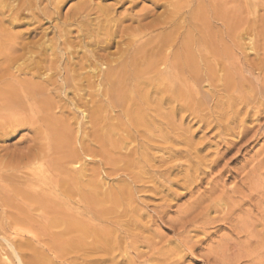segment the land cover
I'll use <instances>...</instances> for the list:
<instances>
[{
    "label": "bare ground",
    "instance_id": "1",
    "mask_svg": "<svg viewBox=\"0 0 264 264\" xmlns=\"http://www.w3.org/2000/svg\"><path fill=\"white\" fill-rule=\"evenodd\" d=\"M68 1L0 0V140H8L23 128L31 133L28 139L30 145L24 152L13 151L15 154H11L5 150L11 155H0V223L14 217L37 222L58 217L71 222L91 220L92 215L102 214L104 203L117 205L121 196L130 194L129 185L150 176V168L154 166L152 162L159 160L154 150L162 152L159 166L166 165V158L177 155L189 157V168L201 164L202 156L198 153L197 144L187 140L186 131L175 124L177 110L192 111L195 116L199 111L200 119L196 118L202 122L210 123L209 117H214V120L224 121L227 126L233 124L239 128L237 137L251 130L250 127L247 129L245 120L254 114L256 116L252 113L253 109L252 114L248 112L251 108L242 112L246 103L255 104L250 101L253 95L242 91L243 79L240 77L238 82H232L233 53H230V47L225 46L221 35L224 42L218 40L217 33L213 36L215 30L211 27L220 29L214 21L221 22L227 38L231 43L235 42V47L231 45L233 48L241 54L245 53V44L240 42L247 39L251 42V51H254L255 46L259 47L258 24L264 22V0H243L244 5L242 0H143L149 1L152 9L142 7L139 11L134 9L142 0H77L62 15V5ZM158 8H162L159 14L155 12ZM259 10L262 11L260 15ZM195 20L199 23L197 25L213 32L208 30L205 35L201 33L205 37L200 36ZM42 21L48 24L55 22L51 27L53 37L49 40L41 41L40 38L34 43H23L20 36L7 29L28 22L36 24L35 29L29 30L33 33ZM166 28L173 31L166 35ZM160 30L164 32L154 36ZM73 32L75 36H72ZM218 61L225 72L220 79L224 82L225 95L212 96L204 91L198 75L200 68L208 70L216 67ZM214 100L215 112L205 114ZM57 109L64 112L59 111V115ZM65 111L67 118L72 115L71 119L76 116L78 120L80 117L79 123L75 119L76 127L74 123L65 121L66 118L62 120ZM202 112L204 115L200 114ZM110 113L116 116L112 117ZM242 115L245 118L239 119ZM113 120L117 123H112ZM166 125L174 130L175 140H166ZM121 130L133 136L129 142L136 144L133 158L124 161L125 167L120 166L122 169L116 165L118 160L126 157V154H120V150L126 148L128 141L115 137ZM166 141L183 145L185 154L166 148ZM110 152L121 157L111 160L112 170H123L128 182L126 184L125 179H119L121 187L102 193L100 167L105 165L106 155ZM89 166H97L100 171L97 173V167L92 169ZM262 166L263 161L259 159L246 171L240 169L245 173L238 178L241 186L235 187L238 189L230 194L219 192L218 198L210 196L207 200L202 199V195L182 211L188 219L194 214L189 221L184 219L187 223L182 225L183 229L192 226L194 232L201 231L206 235L205 227H198L197 224L204 221L209 224L212 218L208 219L210 211L218 212L219 221L230 226L236 241L229 243L221 238L214 249L211 248L209 253H212L216 264H264ZM90 168L95 170L94 180L87 178ZM163 171L159 173L164 175ZM180 171L178 173L182 174ZM241 171L235 172L236 175ZM190 175L186 170L183 178L187 179ZM84 187H87L85 192L82 191ZM94 206L98 209L95 212L92 210ZM11 209H17L18 213ZM139 217L134 212L131 222L136 230L144 232L145 227L138 223ZM116 227L128 229L125 224H117ZM93 232L97 238L95 244L81 242L79 251L83 253L87 247L101 245L98 249L104 255L87 260L88 264H132L131 261L120 262L114 257L117 245H113V232L104 231V228ZM2 233L1 239L19 264H46L47 260L39 258V254L34 260L24 258L26 256L22 252L23 249L28 250V242L23 237L22 228L4 229ZM146 242L151 245V241ZM176 246H170L166 251L158 249L154 260L158 264H175L176 261L171 260L181 252V248L184 249L182 245ZM5 254L9 255L8 252ZM3 258L2 264L12 263L8 257Z\"/></svg>",
    "mask_w": 264,
    "mask_h": 264
},
{
    "label": "rangeland",
    "instance_id": "2",
    "mask_svg": "<svg viewBox=\"0 0 264 264\" xmlns=\"http://www.w3.org/2000/svg\"><path fill=\"white\" fill-rule=\"evenodd\" d=\"M76 1L77 0H72V1L70 0L64 3L62 5L61 14L63 15L69 9V7H71ZM251 1L256 2V0H251ZM138 3L139 4L134 9V11H139L142 7H147L152 9V5L149 1L142 0L139 1ZM242 4H243V0H242ZM125 7L126 5L120 8L118 11L122 12ZM161 11L162 8L155 9V12L157 14H159ZM260 14H262L261 10H259V15ZM192 21H190L189 25L192 24ZM42 22L40 27L37 28V30L33 33H30L29 30L30 29L32 30V28H34L36 24H31L28 22H24V24L19 26L8 27L7 29H9L12 34L20 36L21 41H23V43H34L40 38L41 41L49 40L53 37L51 27L55 22H53L52 24L51 23L48 24V22L45 21ZM194 22L193 23L195 25L199 24L196 22V20ZM214 23L216 26L219 25L218 27L220 29H218L217 27H215L216 29L214 27H211L213 31L215 30L214 33H212L213 36L215 33H217L215 34V36L219 38V39L217 38L219 41L221 40L223 41V39H225V43H226V44L224 43L225 46L227 45L226 47H230L231 49L230 53H233L232 60L234 65L233 67L234 71L232 72L233 75H231L233 77L232 82L234 83L238 82L239 77L243 79L242 80L243 83L241 84V87L243 88L242 91L247 94H252L253 96L249 95L252 97L251 99H253V100L250 99V101L255 102L254 105H251L253 104V102L252 103L250 102L251 104L248 103L249 105H247L246 103L244 107L242 106V112H246L248 111V109L251 108L250 111L248 112L251 113V110L253 109L252 113H256V116H258L257 120L255 118L256 116H254L255 114L245 120L246 122L245 125L246 124L248 125V126L246 125L247 129H249V127L251 128V130L249 129L248 131H246V134L244 133L246 136L244 134L241 135L242 137H244L245 140L242 138L240 142L241 136L239 135V137H237L236 135V133L239 132V128L235 127V125L233 124H230V126L228 125L229 126L228 127L227 123H224V121H221L223 124L221 122H217L216 120H214L215 119L214 117H209V121L211 119L210 123L209 122L207 123L206 121L202 122L201 120H199L200 119L198 116L199 111L197 112L196 115L198 116L197 118H199L197 119L196 116L193 115L192 111L177 110L175 112L176 114L174 118L175 124L176 125L178 124V126H180L181 129L183 128V130L186 131L185 137L187 140H192V143L194 142L193 144H197L198 153L200 156H202L201 164L199 163V165L197 164L198 166L194 165L192 168H189L188 167L189 157L183 155H177L175 156V158L174 156H171L172 158L170 159L166 158L167 159L165 162L166 165L160 164L159 166V160H160L159 156L160 154H162V152L154 150L153 152L155 153V155L158 157L159 160L158 161L154 160V162H152L154 166H152V169L150 168L151 170L150 176L148 175L147 178H143L142 182H135L129 185V187L127 188L131 189V190L129 189L131 194V195L129 194L130 197H127L129 196L128 193L121 196L122 198H120L119 203L117 205L112 206L110 203H104V204L102 203L103 204L102 214L99 216L96 215L94 217L92 215L91 220L82 219L79 222L72 221L73 223L71 222V220L66 221L67 219H62L59 217L49 220H38V222L37 220H31V221L21 220L20 218L17 217H14L10 221L2 220L0 223V261H1L0 264H2L4 256L8 257V260H11L12 262L11 264H19L18 261L11 255V252L6 247L4 241L1 239V237L4 235L2 233L4 229L12 230L15 227L22 228L23 237L24 239H27L28 242L27 243L28 250L23 249L22 252V254L26 256L24 258H28V259L30 258V260L31 259L34 260V258H36V256H38L39 254L38 256L39 258L42 257L41 258L42 260L44 259L45 261L47 260L46 264H88L87 260L91 258L102 257L104 254L102 253V251H100V249H98L101 245H96L95 247L93 246L87 247L85 249V252L83 253L79 251L81 248L79 247V245L81 242L87 244H93L97 239L96 236L93 235L95 234V232L93 231L103 228L104 231L105 230L111 231L113 232V236L115 235L114 237L113 236L111 237L113 239V245L115 244L114 245L115 247L117 245L116 247L117 250L116 252H114V257L116 258V260L120 262L131 261L132 264H158L153 258L155 257L154 255L156 254L158 249L159 251L162 250L164 251V249L166 251V248L170 246H176L179 243L178 245L180 246L182 245L181 247H183L184 249L181 248L180 249L181 252H178L179 254H177V256L175 255L174 259L172 258L173 260L171 261L172 262L176 261L175 264H216V262H214L212 259V253L209 252L212 251V249H214V247L220 242L221 238L225 239L229 243L230 242L232 243V241L233 242L236 241V237L232 235L230 232L231 231V229L229 228L230 226L224 222L219 221L220 216H218L219 215L218 212L210 211L208 219L212 217L211 219L213 220L210 219L209 224L207 223V221L201 222L202 224L201 223L197 224L198 227H200L199 225H201V228L205 227V230H207L206 235L201 233V231L194 232L192 226H188L186 227V229L185 228L183 229L182 225L187 223V222L185 223V221L186 219H188V217L186 218V216L182 214V211L187 207V205L195 203L199 198L203 197L202 199L207 200L209 199L210 196L211 197L213 196L212 199H214V198H218L221 192H226L230 194L232 190L238 189L235 187L241 186V182H240L241 180L239 181L238 179L241 177L240 175L244 176L245 173L243 172L246 171L247 168H249L259 159L263 161V166H262L263 168L261 169V173L263 172L262 174L264 175V170H263L264 169V150H263L264 149V109H263L264 108V22L262 23L260 22L258 24V30H257L258 32H256L259 43V44L257 43V46H259L258 48L255 46L257 50L255 49L254 51L253 50L251 51L250 49L252 47L251 42L247 39L246 40L242 39L243 42L241 41L240 43L245 44L243 45L244 46L243 48H245L243 49V51L245 53L242 54L241 52L237 51V49L233 48L235 47L234 45L235 42L233 44L231 43L232 41L229 38H227V35L225 34V29L221 27V22L214 21ZM197 26L199 27L196 28L197 33H199V35L202 37L205 35L204 33H206L208 30L209 32H213L211 31V29H205L204 27H201V25H197ZM200 28L201 29L204 28L205 30L203 29L202 31ZM198 29L200 30V32H198ZM171 31H173L172 28L169 29L166 28L165 31L166 35L169 34V32ZM216 31L221 33L219 34ZM162 32L164 31L163 30H160L159 32L157 31L155 32L154 36L158 35L157 33L161 34ZM202 32L204 35L203 34L201 35ZM197 33H195L196 36H198ZM220 35L223 39L220 37ZM72 36H75V32H73ZM214 37H213V41L216 44L217 41L215 40ZM204 42L206 43V41ZM201 43H203V41ZM231 45H233V47ZM206 46L208 47V44H206ZM206 46L204 47L207 48ZM257 51L258 53L256 54ZM243 54L246 56H243ZM217 63L218 66L215 67L213 65L214 66L213 68L208 69L210 71L205 70L206 67H203L204 64L202 63L201 66L203 68H200L199 71L200 75H198V80L201 83L200 85L203 86L202 88L204 89V91H207L212 96L214 95L223 96L225 95L224 94L225 86H224V82L221 81L220 79H222L225 72L222 71V64L219 61ZM249 67L251 70L249 69ZM247 68L250 70V72L247 71L248 70ZM249 80H252L254 82L252 81L248 82ZM214 103L215 100L213 101L212 104H209L210 109L206 108L208 113H205L204 111L203 112L205 114H210L212 112H215ZM246 105L247 107L248 106L250 107L247 108ZM57 111L58 114L60 112H64L63 110L60 111L58 109L56 110V112ZM166 111L168 110L166 109ZM257 111H259L258 114ZM203 112L200 114L204 115ZM66 114L68 115V113H66L65 111V113H63L62 120H65L66 118L65 121H69L72 124L74 123L75 125L76 124L75 121L77 120V117L73 116L76 119L73 120L70 118V116L72 115L68 116L67 118ZM110 114L112 115V117L115 115V113H110ZM194 114H196V112ZM240 117L239 119L245 118L244 115ZM79 119L80 117L78 118L77 123H79ZM215 121L216 123L214 124ZM114 122L117 123V120L112 121V123ZM254 127L256 131H254ZM166 133L168 134L166 140H175L174 130L167 125H166ZM118 136H120L119 138L128 141L127 145L125 146L126 148L120 150V154L122 155L126 154V157L121 158L118 155H112L111 152L108 155H106L107 157L104 161V164L107 165L106 166L103 165L100 167L101 168L100 173H102L101 174L102 178L100 177V179L103 180L102 181L103 187L101 189L102 193H110L121 187V184H119L118 182L119 179H123V180L125 179L126 184L128 182L127 181L128 177L127 175H125L126 173L123 170H119V171L112 170L113 167H111L112 166L111 160L113 159L118 160V158H121L120 160H118L116 167L117 168L118 167L121 168L120 166L123 167L124 161L127 162V160L133 158L134 155L133 150L136 144L134 142H129V140L133 139V136H130L129 133L122 132L121 130L118 131L115 137L118 138ZM30 137H31V133L29 132V130L23 128L19 132H16L14 135H12V137H10L8 140H4V141L0 140V151H1L0 155L5 154L10 156L11 154H15V152L19 153L18 151L24 152L25 149L30 145V141L28 140L30 139ZM246 139H249L250 141L249 140L247 141ZM166 148H171V150H175V151L180 150V152L185 151V147L183 145L174 144L171 143L170 141H166ZM5 150L6 152L9 153L12 152V153L7 154L6 152H4ZM13 151L15 152L13 153ZM183 154L185 153L183 152ZM166 157H167V150H166ZM254 159L255 162H253ZM89 167L94 169L97 166H94V168L92 166ZM91 168L89 169V171H87L88 174L87 178H89L90 180L91 179L94 180L95 170L91 171L92 170ZM100 168L99 167L96 168L97 173L98 171H100ZM179 169L181 170L180 172H182V174L178 173ZM185 169L188 170L191 174L190 176L187 177V179L183 178L184 177L183 173L186 172ZM240 169L244 171H241ZM160 171H163L164 175H162V173H159ZM237 171H241V173L238 172L237 174L239 175H236L235 172ZM181 178H183L186 181H184ZM169 180H171L173 183L170 182ZM261 183H263L262 185H264V180H262ZM82 191L83 192L87 191V187L82 188ZM206 202L209 203V201ZM207 203L205 204L203 203V204L208 205ZM92 205L98 207L97 204L93 203ZM97 207L95 208L92 207V210L95 212ZM103 208H105V211H103ZM19 210H21L22 212L24 211L22 209ZM11 211L13 212L16 211L15 213H18L17 209L16 210L11 209ZM134 212L140 215L138 223L141 226L145 227L146 231L139 232L138 230L135 229L136 227L132 225L131 220ZM188 214H190V212H188ZM193 216L194 214H191V216L189 217L191 218ZM216 216L217 218L214 219V217ZM189 219L187 221H189ZM214 221L216 223H214ZM116 223L121 225L125 224V226H127L128 229L127 230L125 229L126 230L125 231L123 229L117 228ZM146 240L151 241L152 246L149 245L148 242H146ZM83 249L81 251H83ZM35 250H37L38 252ZM187 250L188 252H186ZM5 252H8L9 255L5 254ZM207 255H211V256H209V258H206L208 257ZM152 258L154 261H152ZM24 260L27 261L26 259Z\"/></svg>",
    "mask_w": 264,
    "mask_h": 264
}]
</instances>
